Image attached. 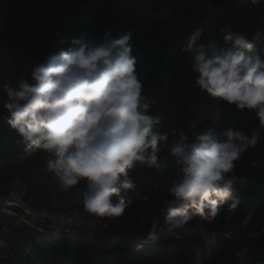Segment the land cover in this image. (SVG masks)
I'll list each match as a JSON object with an SVG mask.
<instances>
[{
	"label": "trees",
	"instance_id": "16d2710c",
	"mask_svg": "<svg viewBox=\"0 0 264 264\" xmlns=\"http://www.w3.org/2000/svg\"><path fill=\"white\" fill-rule=\"evenodd\" d=\"M197 29L202 42L215 40L223 46L226 34H242L264 52V0L258 5L250 0H0V196L16 189L37 212L31 219L18 206L6 207L15 215L0 209V264H191L186 245L172 242L171 251L157 246V230L154 239L149 233L136 239H100L92 250L80 236L64 232L74 223L41 216L43 210L60 215L82 206L85 183L65 192L47 170L48 154L24 152L6 122L5 84L30 79L33 65L74 42L101 38L105 32L118 38L125 31L133 33L131 54L143 80L142 95L155 101L149 112L161 117L158 130L167 132L168 144L162 143L155 168L130 170L136 188L129 192L134 200L125 215L104 218L113 227L144 229L140 219L171 199L168 188L178 169L168 146L178 138L191 141L194 132L205 128H214L219 139L229 127L246 134L254 131L257 144L235 162L234 174L243 181L234 186L233 196L239 198L235 212L229 211L228 201L212 222L193 214L188 223L203 222L217 232L210 260L199 264H264V126L253 111L238 110L197 88L187 54L180 52ZM249 214L251 220L241 227Z\"/></svg>",
	"mask_w": 264,
	"mask_h": 264
},
{
	"label": "clouds",
	"instance_id": "9594fccd",
	"mask_svg": "<svg viewBox=\"0 0 264 264\" xmlns=\"http://www.w3.org/2000/svg\"><path fill=\"white\" fill-rule=\"evenodd\" d=\"M132 36L131 31L118 38L105 32L101 38L74 42L33 65L30 79L4 85L6 122L17 143L26 153L48 154L47 170L65 192L84 181L82 209L101 218L125 215L134 200L129 192L136 188L130 170L155 168L162 143L168 144L167 132L158 130L161 117L149 112L155 101L142 95ZM224 40L223 46L202 42L197 29L180 52L187 54L201 92L253 111L264 126V52L242 34H226ZM192 135L191 141L185 136L168 150L178 175L168 188L171 199L162 201V214L165 229L177 238L193 214L212 222L228 201L229 211L235 212L239 198L233 196L234 186L243 182L234 174L235 162L259 139L254 131L230 127L220 132L222 139L214 128ZM250 220L249 214L241 227ZM158 223L159 218L152 221L149 239L155 238Z\"/></svg>",
	"mask_w": 264,
	"mask_h": 264
},
{
	"label": "built area",
	"instance_id": "2783aa9c",
	"mask_svg": "<svg viewBox=\"0 0 264 264\" xmlns=\"http://www.w3.org/2000/svg\"><path fill=\"white\" fill-rule=\"evenodd\" d=\"M183 141L184 138H178L175 141ZM173 141V142H175ZM172 142V143H173ZM171 143V144H172ZM168 146V150L171 146ZM178 169V166H176ZM10 194V193H9ZM8 195L0 196V209L7 211L12 215H15L11 209L6 208L7 206L14 205L23 209V211L30 216V218H35L37 212L33 210L30 206L24 203L20 198L18 201L12 204L4 205V200H7ZM163 205H159L154 214L147 215L140 219V225L144 226L141 231H132L124 228L113 227L110 225L107 218H101L93 214H89L82 209V206L75 207L67 212L60 215H51L48 211L43 210L40 212L41 216L48 218L50 221H60L65 218L68 222L74 223L72 228L67 227L64 232L68 234L69 232L80 236L83 242L92 250L98 243V240L102 239L105 241L118 240V239H128V238H138L147 233H149L151 223L154 219L159 218V223L157 225V231L161 236V240L155 242L160 248H165L169 251L170 244L177 243L186 245L188 248V256L191 264H199L202 259L210 260L212 250L217 242V232L206 225L203 222L188 223L184 226L185 232L178 233L180 238H177L173 233L168 232L164 227V216L162 214ZM24 220V219H23ZM29 223L28 220H24ZM145 246L144 244L137 246L136 248H141ZM111 256V255H109Z\"/></svg>",
	"mask_w": 264,
	"mask_h": 264
},
{
	"label": "rangeland",
	"instance_id": "374dc122",
	"mask_svg": "<svg viewBox=\"0 0 264 264\" xmlns=\"http://www.w3.org/2000/svg\"><path fill=\"white\" fill-rule=\"evenodd\" d=\"M7 200H4V205L12 204L18 201V198H20L19 193L16 191V189L11 190ZM7 212V211H6ZM9 213V212H7Z\"/></svg>",
	"mask_w": 264,
	"mask_h": 264
}]
</instances>
